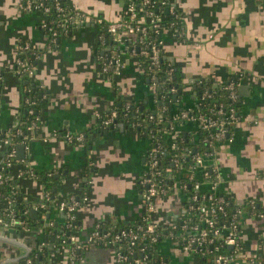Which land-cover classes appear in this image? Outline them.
Masks as SVG:
<instances>
[{"label": "crops", "instance_id": "0c3cea01", "mask_svg": "<svg viewBox=\"0 0 264 264\" xmlns=\"http://www.w3.org/2000/svg\"><path fill=\"white\" fill-rule=\"evenodd\" d=\"M18 1L0 0V68L6 69L0 88V128L24 111L20 108L24 91L34 96L39 127L24 156H16L15 169L54 171L57 183L48 217L59 222L62 213L56 203L74 195L79 200L76 237L81 242L97 224L109 228L138 224L144 212L138 180L146 168L150 139L124 129L122 123L118 129L113 124L102 132L95 130L96 112L111 110L116 99L139 100L146 108L162 103L149 89L138 46L124 41L119 52L123 67L118 73L110 67L103 72L102 58L117 53L110 38L103 43L97 39L99 32L107 34L105 24H76L51 44L42 26L46 15L40 9L21 10ZM65 1L105 21L118 17L125 6V0ZM174 4L182 15V31L180 36L169 29L163 32L161 57L179 73L182 92L172 98L170 111L197 106L199 79L218 85L238 78V118L230 130L231 140L222 141L218 148L219 187L242 208L239 222L244 242L229 264H264V0H174ZM20 41L29 42L36 52L34 75L22 79L10 69ZM180 129L190 134L196 124L185 122ZM66 131H82L88 142L66 141ZM87 162L91 169L86 174ZM16 183L28 205L41 198L44 186L38 178L24 172ZM184 201L180 190L159 195L152 217L169 224L179 218ZM31 209L35 208L30 205V215H37V209L36 214ZM41 238L38 229L6 230L0 235V264H21L24 254L38 248ZM176 242L162 238L156 250L165 264H190V257ZM113 250L108 244H89L78 251V262L116 264ZM53 260L65 264L64 252L54 253Z\"/></svg>", "mask_w": 264, "mask_h": 264}, {"label": "built area", "instance_id": "2783aa9c", "mask_svg": "<svg viewBox=\"0 0 264 264\" xmlns=\"http://www.w3.org/2000/svg\"><path fill=\"white\" fill-rule=\"evenodd\" d=\"M17 7L26 12L40 9L46 15L42 26L47 29L49 34L48 40L51 44L55 42L56 37L60 34L59 28L63 30L62 33L64 34L70 24L74 26L86 21L100 25L105 24L107 34L99 32L97 39L103 43L107 40L106 35H109L110 39H108L115 44L117 53L108 57L107 60L102 58L100 67L103 72L110 67L109 70L118 73L124 65L123 60L119 56V52L123 49L121 44L127 40L134 42L139 48L138 53L143 63L145 74L149 79V89L156 96V100H161L162 102L157 105V112H148L147 120L150 123L159 122L162 118L166 117L169 129L171 130L169 149L172 151V168L164 166L162 170L158 168V165L160 157L166 148L160 143L155 129L146 134L150 139V144L153 141L156 144L150 145L147 149L146 168L140 180L144 203L142 219L146 220L144 227L137 224L134 226L111 228L112 231L102 233L99 230V224H97L88 234L87 240L81 242L76 237L78 229L71 228L74 226V220L77 218L76 211L79 200L75 199L73 195L69 198L60 199L56 203V207L62 213L64 220L62 227L69 230L68 238L71 241L70 247L58 249V251L64 252L65 264H73L76 259L78 260L77 252L81 247L99 243V241H103L104 244L113 247L116 264H121L127 260V262L132 264H151L147 260L148 255L144 252H140L139 255L138 253H133V261L130 262L131 257H129V252L131 250L124 251L121 249V245H119L120 241H128L129 245L136 244L140 228H145L152 242L159 240L161 234H163L164 238L178 241L182 250L190 257V264H200L202 249L206 246L218 251L213 259V264H229L238 255L244 242L240 233L239 222L242 208L240 204L236 203L233 212L228 216L226 210L228 201L218 190L220 183L218 148L222 141L226 139L231 140L230 130L238 118L234 102L238 100L236 87L239 84V80L238 78L230 79L227 82H220L218 85L211 84L209 85L210 87H206L208 80L199 79L198 83L205 88L199 92L197 90V106L195 108L183 107L176 112L170 111L169 103L173 101L172 98L174 96L177 98L179 88L181 89L182 87L170 84L168 88H164L163 83L171 81L170 74L173 72L171 66L165 67L166 77L160 83L156 74L162 68L163 63L161 57L163 32L169 29L174 34L177 33L180 36L182 31V26L178 23L182 15L176 8L174 0H159L157 2L154 0H125V6L121 14L109 21H105L101 16L89 14L69 5H63L60 0H19ZM52 7L56 11V14L60 15L57 21L53 18L49 19ZM165 9H167V12H164ZM167 13L170 14V19ZM53 23H55V26L52 25ZM16 50L14 62L19 65V68L15 69L14 72L20 79L33 76L35 65L29 61L26 53L27 51H32L36 57V52L31 49L30 43L25 41L18 42ZM0 78H2L1 74ZM218 88L228 90L229 103L226 104L215 99L214 94ZM164 89L168 90L171 99H167L165 93L159 94ZM124 100L129 101V99ZM34 104L35 100L32 97L22 95L21 111L25 106V113H36L33 108ZM128 104L127 102V107ZM165 111L168 112L166 116L164 115ZM116 115L115 109H111L105 115L102 112H96L97 124L108 128L110 125L115 124ZM185 122L196 124V130L189 134V132L180 129L181 125ZM38 127V115L22 120L20 113L19 118L5 127L4 130L0 128V185L12 179L17 190H19L16 179L24 172L39 180L35 169L27 167L24 170H16L14 167L16 162V146L20 144L23 145L24 150H28L29 142L36 136ZM20 134H23L22 138L17 143H14L13 138ZM186 135L191 140H195L197 146L190 145L186 147L185 151H181V137L184 138ZM64 138L69 142H82L84 134L82 131L77 133L66 131L64 132ZM187 155L191 156V162L184 165V158ZM3 169L8 170V173L4 174ZM46 172L50 175L54 171L48 170ZM162 172L165 174H162ZM182 174H186L189 180H192L194 175L198 174L202 180L192 181L191 192L185 194L186 181H179ZM262 175L264 176V170ZM165 178H169L167 181L173 179L172 183L168 184ZM174 190H180L185 196L183 209L179 218L169 224L159 223L152 217L155 211L154 199L159 195H167ZM13 192L15 190H12L11 194ZM49 199L50 191L44 188L41 198L29 205H32L38 211V209L45 206L44 200ZM83 199H85L84 196ZM12 203L13 198L9 196L4 198V202L1 203L0 201V235H3L6 230L38 229L42 233L40 245L29 252L39 251L46 244L45 239H43L44 228H28L26 224L25 228H7L18 224V220L13 216ZM26 204H28L27 201ZM219 213L222 214L221 216L228 218V220L226 218H219ZM4 215H9L10 218L5 219ZM41 219L45 221L48 227L54 225V220L47 218L44 213L41 214ZM19 222H23V220ZM175 230L178 231V235H173ZM49 231L53 232L52 228H49ZM62 240L64 241V239ZM225 245L229 246V249H225L224 247V250L221 249ZM140 250L142 251L143 247ZM29 252L22 257L21 264L31 262L30 258H24ZM51 260L54 263L53 255Z\"/></svg>", "mask_w": 264, "mask_h": 264}, {"label": "trees", "instance_id": "16d2710c", "mask_svg": "<svg viewBox=\"0 0 264 264\" xmlns=\"http://www.w3.org/2000/svg\"><path fill=\"white\" fill-rule=\"evenodd\" d=\"M154 1L157 2L159 0H154ZM60 2L63 5H67L65 0H60ZM167 16L170 19V17H171L170 14L167 13ZM59 17H60V15L56 14V11L52 7V9L50 10V13H49V19L53 18L57 21ZM178 23L180 25V21ZM52 25L55 26V23H53ZM72 26L73 25L70 24V26H68L66 32L69 31L72 28ZM59 31H60V34H63L62 33L63 30H61V28H59ZM106 38H109L108 35H106ZM26 55H27L29 61L33 63V61L35 59L34 52L27 51ZM165 67L167 68L168 65L163 61L162 68L156 74V77H157L159 83L166 77ZM18 68H19V65L16 64L15 62H13L10 69H12L14 71L15 69H18ZM5 71H6V69L0 68V74H1L2 78H3V74ZM2 78H0V88L2 85ZM170 78H171V81L163 83L164 88H168L170 86V84H175L177 87L181 86V83H178L179 73L177 72V70L173 71L170 74ZM113 85H114V89L116 91H118L119 89H118L117 85L115 83ZM209 85H210V83L207 82L206 87H208ZM204 88L205 87L203 85H200L199 83L196 86V89L198 90V92L200 90L202 91ZM161 93H165V97L167 99L168 98L171 99V95H170V93H168V90L167 91H166V89L161 90L159 92V94H161ZM23 94L28 95L30 97H34L33 94L29 91H27V92L24 91ZM214 97L216 100L222 101L226 104L230 102V100L228 98V90L225 88H218V90L214 94ZM114 102H115V104L112 107V109L116 110L117 115L115 117V124L113 125V128L118 129L119 127L117 124L122 123L124 126V129H134V130H136L140 133H143L145 135L148 132H151V131H153V129H155L156 135H157L158 139L160 140V143L166 148V150L164 151V153H162V155L160 157L158 168L160 170H162V168L164 166H169L172 168V162H171L172 151L169 149V144L171 141V137H170L171 130L169 129V126H168V120L166 119V117L162 118L159 122H151L150 123V121L147 120L148 112H152V111L157 112L158 111L156 109L157 104H156V107H154V108H146V105L142 107V102L139 100H133L132 99V100L127 101L124 99H119V100L116 99V101H114ZM127 102L129 103L128 107L126 106ZM234 106L236 107V110L238 111V108L240 106V101L237 100L236 102H234ZM23 108H25V106ZM109 111H104V112H102V114L105 115ZM167 114H168V112L165 111L164 115L166 116ZM35 115H37V113L29 114V113H25L23 111L21 113V119L25 120V119L32 117V116H35ZM2 129L4 130L5 128H2ZM104 129H105V127L98 125L95 130L98 132H102ZM157 129H159V130L157 131ZM22 135L21 134L16 135L13 138L15 141L14 143H17L22 138ZM181 139H182L181 151H185L186 147L190 146V145L191 146L192 145L197 146V142L195 140H191V138L187 137V135L184 136V138L181 137ZM83 140H85V142H88L87 136H84ZM153 144H156V143L153 141V142H151L150 145H153ZM190 162H191V156L187 155V157L184 158L183 164L187 165ZM90 169H91L90 164H89V162H87L86 167H85V173L86 174L89 173ZM3 172H4V174H7L8 170L3 169ZM36 172H37V175L39 177V181L42 183L44 188L50 191V199L44 200L45 206L43 208L38 209L37 215H35V216L30 215V213H29L30 205L26 204L25 200L22 198L20 191L17 190L15 183L12 179H10V180H8V182H5V183L0 185V201H1V203L4 202V198H6L7 196L13 198V203H12L13 216H15V218L18 220V224L14 225V226L21 228V227L28 225V227L37 226V227L44 228L43 239H45L46 244L39 251H31L24 257V258H30L31 259V262H29L27 264H55L51 260L52 255L54 253H56L58 251V249H60L61 247H70L71 246V241L68 238L69 230L64 229L62 227V224L64 222L63 218H61L59 220V222L54 221V225L52 227H48L47 224L45 223V221H43L41 219L42 213H44L47 218H50V217H48V215L50 214V209L52 207V204L54 202V197H55L54 191H52V189H53V186L56 185V183H57L56 182L57 177H55L56 175L54 173L48 175L47 172H43V171H41V172L36 171ZM162 174H165V173L162 172ZM142 175H141V177H142ZM141 177L139 178V180H141ZM167 179H169V178H165V181L168 184L172 183L173 179L170 181H167ZM139 180H138V185L140 188H142V185H141ZM195 180H202V178L198 174H195L194 178L192 180H189L187 178L186 174H182L180 176V178H179L180 182L186 181V189L184 190L185 194L191 192V190H192L191 183H192V181H195ZM83 186H84V188H87L86 183H84ZM12 190H15V192H13V194H11ZM218 190H219V193H222V195L228 201V204L226 205V210H227L228 216H229L233 212V209H234V206L236 205V202L234 201V199L229 194H227L223 190H221L220 187H218ZM221 215H222L221 213L218 214L219 218H226L225 216L223 217ZM4 217H5V219L10 218L9 215H4ZM226 219L228 220V218H226ZM20 220H23V222H19ZM138 224L141 225L142 227H144L146 224V220L141 219ZM108 226L109 225H105L103 223L99 224L100 232L103 233L105 231H112L111 228H109ZM49 228H52L53 232H50ZM71 228L78 229L77 220H74V226ZM138 232H139V237L136 240V244L129 245L128 241H120V243H119V245H121L122 250H124V251L131 250L129 252V257H131L130 262L133 261V257H132L133 253H138V255H139L140 252H144L148 255L147 260L151 264H165L166 262L164 261L163 255L160 254L156 250V244L158 243V241L160 239L164 238L163 234L160 235L159 240H157L156 242H152L149 239V235H148V233H146L145 228H140L138 230ZM57 234H58V236H57ZM173 235H178V231L175 230L173 232ZM62 239H64V241ZM99 243L104 244L103 241H99ZM141 247H143L142 251L140 250ZM223 247L225 249H229V246H226V245L222 246L221 249L224 250ZM83 248L84 247H81L80 250H82ZM219 251H221V250H219ZM217 252H218L217 250H212L211 247H209V246H206L205 248H203L202 254L200 257V264H213V259H214L215 254ZM79 256H81V255L79 252H77V257L79 258ZM78 261L79 260L76 259V261L73 264H79ZM127 261L123 262V263H127Z\"/></svg>", "mask_w": 264, "mask_h": 264}, {"label": "water", "instance_id": "95a60500", "mask_svg": "<svg viewBox=\"0 0 264 264\" xmlns=\"http://www.w3.org/2000/svg\"><path fill=\"white\" fill-rule=\"evenodd\" d=\"M179 92H182V88L179 89ZM174 97L176 98V96H174ZM24 112H26V108L24 109ZM16 156L19 157V158H22L24 156V147H23V145L19 144V145L16 146ZM31 212H33V213L35 212V214H36V209H31Z\"/></svg>", "mask_w": 264, "mask_h": 264}, {"label": "rangeland", "instance_id": "374dc122", "mask_svg": "<svg viewBox=\"0 0 264 264\" xmlns=\"http://www.w3.org/2000/svg\"><path fill=\"white\" fill-rule=\"evenodd\" d=\"M171 240H172V239H170V242H171ZM172 242L175 243V244H177L176 240H174V241L172 240Z\"/></svg>", "mask_w": 264, "mask_h": 264}]
</instances>
